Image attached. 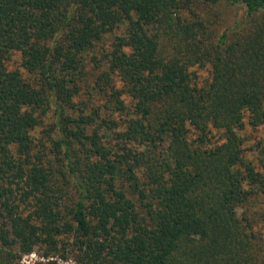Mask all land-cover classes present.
Returning <instances> with one entry per match:
<instances>
[{
	"label": "trees",
	"instance_id": "trees-1",
	"mask_svg": "<svg viewBox=\"0 0 264 264\" xmlns=\"http://www.w3.org/2000/svg\"><path fill=\"white\" fill-rule=\"evenodd\" d=\"M247 125L264 0H0V264H264Z\"/></svg>",
	"mask_w": 264,
	"mask_h": 264
},
{
	"label": "rangeland",
	"instance_id": "rangeland-1",
	"mask_svg": "<svg viewBox=\"0 0 264 264\" xmlns=\"http://www.w3.org/2000/svg\"><path fill=\"white\" fill-rule=\"evenodd\" d=\"M110 39L111 37H108L105 43H109ZM20 58V53L14 55L13 60L10 62L12 68L20 66ZM192 71L193 79L199 85L205 84L210 79V66H195ZM24 72V76L29 79L31 77V74L26 71ZM39 131L37 132V134L39 133ZM241 135L244 137L245 141V158L251 161L258 170L264 172V126L256 128L251 125H247L245 129L242 130ZM248 211L251 216L255 218V228L259 233V237L261 239L260 243L264 246V194H260L255 200L252 201V204L249 206ZM261 252L263 253L264 251L261 250ZM40 260H44V258H42L40 252L37 251L32 254L25 255L23 257L22 263L35 264ZM60 264L74 263L71 260H60Z\"/></svg>",
	"mask_w": 264,
	"mask_h": 264
}]
</instances>
